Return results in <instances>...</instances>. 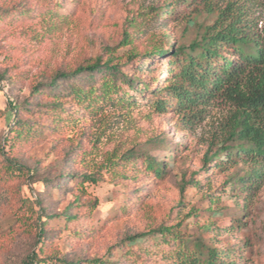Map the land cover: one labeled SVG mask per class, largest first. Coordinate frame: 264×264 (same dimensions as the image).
Segmentation results:
<instances>
[{
  "label": "rangeland",
  "instance_id": "rangeland-1",
  "mask_svg": "<svg viewBox=\"0 0 264 264\" xmlns=\"http://www.w3.org/2000/svg\"><path fill=\"white\" fill-rule=\"evenodd\" d=\"M229 1L250 16L261 13L253 0H0V264H90L107 258L130 264L146 242L131 245L128 238L161 223L177 225L185 236L197 235V226L212 224L208 236L220 250L234 249L235 264H264V177L241 211L244 200L234 201L225 186L246 166L203 163L221 144L213 140L221 136L228 107L201 109L202 119L189 128L174 106L154 113L150 90L136 102L130 98L117 103L120 92L100 99L85 113L66 103L62 118L68 121H48L49 131L34 140L11 134L15 116L9 102L29 104L33 114L45 111L52 96L68 87L65 80L56 87L50 83L56 72L100 56L105 60L111 50L114 56L142 53L154 41L165 50L171 42L173 47L188 46L201 26L212 23L207 10L221 9ZM165 3L178 13L175 19L166 20L170 14L156 17ZM6 10L11 15L3 18ZM151 10L155 13L148 15ZM125 36L130 43L122 44ZM165 62L154 57L139 72H132L131 64L129 75L142 76L155 91L166 76ZM86 79L82 74L73 82L85 86ZM34 87L39 88L36 95L31 93ZM124 90L126 98L134 94ZM33 114L23 112L21 118ZM47 119L45 115L43 123ZM123 153L155 157L165 164L166 176L155 178L135 169L128 173H137L135 179L111 182L102 166ZM136 163L140 167L142 159ZM100 169L102 179L81 183L82 175ZM116 173L121 175V169ZM85 202L95 205L89 209ZM67 214L76 216L69 225ZM47 216L56 217L47 221ZM46 221L47 231L38 241L39 225ZM165 250L161 246L158 251Z\"/></svg>",
  "mask_w": 264,
  "mask_h": 264
},
{
  "label": "trees",
  "instance_id": "trees-1",
  "mask_svg": "<svg viewBox=\"0 0 264 264\" xmlns=\"http://www.w3.org/2000/svg\"><path fill=\"white\" fill-rule=\"evenodd\" d=\"M252 3L261 12L258 16H250L246 9L233 1L227 2L221 9L209 8L208 14L214 17L212 23L201 26L202 31L188 46L173 47L171 42L170 48L165 50L161 44L154 41L150 42L146 48L148 50L142 53L133 50L114 56L110 53L113 51L111 50L105 54L107 56L105 60L100 56L69 71L56 72L50 83L56 87L57 81L65 80L68 87L52 96L53 101L46 104V107L43 106L45 111L39 110L33 114L29 104L22 106L9 102V107L15 116L11 134H16L17 138L23 141L34 140L40 134L49 131L48 121H51L50 123L57 121V124L68 121L62 118V115L66 113L64 110L66 103H70L71 108H79L85 113L100 99L113 97L120 92L122 96L117 103L126 102L130 98L136 102L139 95L150 90L149 98L152 101L154 113L163 114L169 107L174 106L176 111L182 113L181 118L184 119L185 126L189 128L194 122L197 123L202 119L201 113L206 107L223 105L228 107V116L221 127L220 138L213 140L220 141L221 144L216 147L211 156H204L203 163L208 165L212 162L220 163L231 168L246 166V170L240 177L227 181L225 186V191L230 192V197L234 201L240 198L244 200L240 210L246 209L253 190L258 189L264 177L262 170L264 163V0H253ZM154 13L155 10H151L148 15ZM157 13L159 14H156V17L172 15L166 17V20L171 17L173 20L178 15L171 9L169 3L160 7ZM1 15L5 18L11 15V12L6 10ZM54 15L59 21L63 20V15L57 10ZM65 15L67 18V13ZM130 41L131 38L125 36L122 44H128ZM166 56L168 57L165 58ZM154 57L166 59L167 65L162 86L156 87L155 91L141 81L142 76L136 78L129 75L131 64L132 72H139ZM138 60L141 62L139 63ZM82 74L87 76L86 85L74 84L75 77ZM153 81L159 82L157 78H153ZM124 88L134 94L126 98L127 92ZM38 91L39 88L34 87L31 93L36 95ZM23 112L33 116L22 119ZM45 115L50 119L45 120L44 124L42 119ZM6 141L7 138L4 143ZM149 141L152 140L149 139ZM213 145L212 142L209 147ZM2 151L3 149L0 150ZM126 155L123 153L118 158L110 157L103 164L102 167L111 182L135 179L137 173L128 174L135 169L143 174L151 173L155 178L166 176L165 164L158 162L155 157L149 154L145 157L136 154L132 157ZM138 158L142 159V164L137 168L136 159ZM117 169H121V175H117ZM101 172L100 169L92 175H82L81 183L97 182L102 179L99 176ZM185 185L186 183L183 182L180 190ZM79 199V195L76 194L75 201ZM84 205L90 209L95 204L85 202ZM55 217L47 216L46 219L49 221ZM75 217L67 214L64 220L69 225ZM47 221L39 225L38 241L47 231L45 229ZM149 226L150 224L147 225ZM232 228L227 231L231 232ZM197 229L199 231L197 235L185 236L178 231L177 225L167 226L161 223L132 238L129 237L128 243L131 245L146 242V246L140 252L141 255L138 254L129 263L235 264L232 258L236 254L234 249L220 250L215 246L217 240L208 236L213 229L212 224H202L197 226ZM161 246L166 248L162 254L158 251ZM63 264L72 263L64 262ZM90 264H119V261L107 258L93 260Z\"/></svg>",
  "mask_w": 264,
  "mask_h": 264
}]
</instances>
